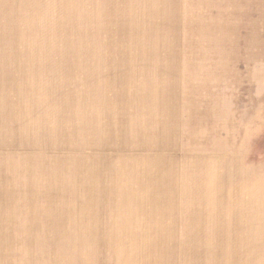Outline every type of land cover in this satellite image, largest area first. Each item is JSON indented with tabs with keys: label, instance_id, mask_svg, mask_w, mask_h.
<instances>
[{
	"label": "rangeland",
	"instance_id": "rangeland-1",
	"mask_svg": "<svg viewBox=\"0 0 264 264\" xmlns=\"http://www.w3.org/2000/svg\"><path fill=\"white\" fill-rule=\"evenodd\" d=\"M0 264H264V0H0Z\"/></svg>",
	"mask_w": 264,
	"mask_h": 264
}]
</instances>
